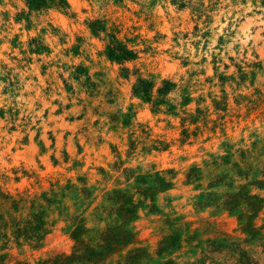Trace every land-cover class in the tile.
Instances as JSON below:
<instances>
[{"label": "rangeland", "instance_id": "obj_1", "mask_svg": "<svg viewBox=\"0 0 264 264\" xmlns=\"http://www.w3.org/2000/svg\"><path fill=\"white\" fill-rule=\"evenodd\" d=\"M0 264H264V0H0Z\"/></svg>", "mask_w": 264, "mask_h": 264}]
</instances>
